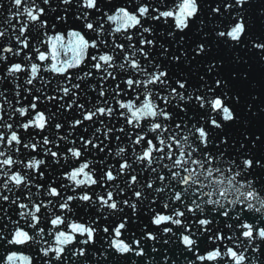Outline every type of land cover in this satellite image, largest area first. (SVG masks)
Instances as JSON below:
<instances>
[{
  "label": "snow or ice",
  "instance_id": "obj_1",
  "mask_svg": "<svg viewBox=\"0 0 264 264\" xmlns=\"http://www.w3.org/2000/svg\"><path fill=\"white\" fill-rule=\"evenodd\" d=\"M0 264H264V0H0Z\"/></svg>",
  "mask_w": 264,
  "mask_h": 264
},
{
  "label": "water",
  "instance_id": "obj_2",
  "mask_svg": "<svg viewBox=\"0 0 264 264\" xmlns=\"http://www.w3.org/2000/svg\"><path fill=\"white\" fill-rule=\"evenodd\" d=\"M177 2H178V0H177ZM209 27H211V25ZM162 31H163V29H162ZM193 38H195V37H193ZM223 54L225 55L226 58L229 56V53H227V52H225ZM231 55H235V53H232ZM258 78H259V69L256 68V69L253 70V75H252V78H251L252 82L255 83ZM111 147H112L113 151H115L116 144L113 143L111 145ZM40 158H43V157L42 156H38L37 157V159H40ZM89 158L91 159L92 157H89ZM109 161H111V158H109ZM63 171H64L63 169H59L57 171L52 172L51 175L53 176V178H58L62 174ZM65 182H67V181H65ZM69 194H71V193H69Z\"/></svg>",
  "mask_w": 264,
  "mask_h": 264
}]
</instances>
